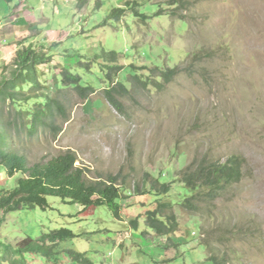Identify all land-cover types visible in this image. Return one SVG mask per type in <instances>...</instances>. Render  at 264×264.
<instances>
[{"label":"rangeland","instance_id":"rangeland-1","mask_svg":"<svg viewBox=\"0 0 264 264\" xmlns=\"http://www.w3.org/2000/svg\"><path fill=\"white\" fill-rule=\"evenodd\" d=\"M101 1L79 10L76 0H0V76L23 46L52 55L41 66L43 91L59 94L69 120L56 136L16 137L14 148L31 164L70 150L88 182L117 177L121 217L106 205L81 212L50 196L45 209L6 215L0 239L15 244L68 227L80 236L59 246L63 262L72 264L65 251L74 248L95 264H212L202 243L208 231L225 235L218 247L232 264H264V0ZM117 7L125 14L113 18ZM111 50L125 69L108 77L106 62L95 57ZM176 67L165 86L127 82L131 73L144 78ZM64 68L97 92L81 99L61 82ZM117 81L128 85L118 92L119 108L104 96ZM232 155L245 161L243 179L218 199L201 231L199 216L178 212L177 204L192 194L179 182L181 171L195 157L225 162ZM20 176L8 177L0 165V190L15 187ZM156 179L158 188L173 183L171 191L158 196L151 186ZM159 200L178 212L179 227L170 234L145 222ZM29 260L54 264L42 256Z\"/></svg>","mask_w":264,"mask_h":264},{"label":"trees","instance_id":"trees-1","mask_svg":"<svg viewBox=\"0 0 264 264\" xmlns=\"http://www.w3.org/2000/svg\"><path fill=\"white\" fill-rule=\"evenodd\" d=\"M76 1L78 9L83 10L92 0ZM94 1L97 7L101 6V0ZM183 2L185 0H173L171 4ZM123 14L124 9L117 7L113 8L111 17L120 18ZM51 57L52 55L29 44L16 51L11 66L6 64L2 69L0 165L5 168L8 177L17 174L21 176L15 187L0 190V211L3 213L0 217V227L9 213L36 207L45 209L49 205L50 196L79 205L81 212L89 207L106 205L114 217H121L122 189L117 177L109 176L107 181L88 182L85 169L76 165L77 156L70 150L31 164L26 154L14 148L16 137L32 138L39 136L41 132L56 136L62 131L63 124L69 120L67 105L59 98V94L50 96L43 91L45 83L41 66L49 62ZM95 59L106 62L104 66L110 70L108 77H111L113 71L120 72L125 69V66L116 65L120 56L115 50L103 51L97 54ZM135 70L137 71L136 68ZM177 73V67L152 70V75L144 78L136 72L129 74L127 82L146 87H161L172 82ZM82 79L80 74L69 68H64L61 72L63 85L71 86L81 99H88L97 90L92 85L83 84ZM124 91H128V85L117 81L114 86L105 89L104 96L119 108L118 92L123 95ZM60 118L62 122L59 123ZM244 166V159L238 155L230 156L225 162L207 156L193 158L181 171L179 179L192 194L177 204L180 208L178 212L183 210L189 215L199 216L202 220L201 231L205 230L214 216L218 199L243 179ZM158 182L156 179L151 184L153 192L158 196L171 191L173 183H161L158 188ZM178 212L173 203L159 200L155 209L148 210L146 225L157 234H170L179 227ZM133 224L137 226V221H133ZM78 236L80 235L72 229L61 227L43 232L38 238L26 236L15 244L0 239V264H30L31 256H42L46 260H52L54 264H71L58 259V248ZM223 236L225 235L220 234L215 238L207 231L202 239L212 264H232L228 254H220L218 244L224 243ZM65 255L70 258L72 264H95L87 253L74 248H68Z\"/></svg>","mask_w":264,"mask_h":264}]
</instances>
